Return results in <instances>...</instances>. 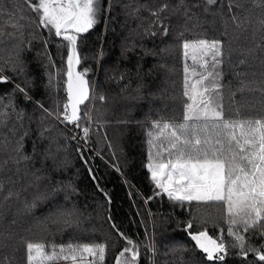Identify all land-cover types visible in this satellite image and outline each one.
<instances>
[{
  "label": "trees",
  "instance_id": "obj_1",
  "mask_svg": "<svg viewBox=\"0 0 264 264\" xmlns=\"http://www.w3.org/2000/svg\"><path fill=\"white\" fill-rule=\"evenodd\" d=\"M30 2L0 0V75L8 78L0 82V264H26L25 240L104 244L102 264L128 240L134 264H264L231 246L222 207L170 200L146 167L152 123L179 122L189 102L185 65L189 82L203 71L184 57L185 41L221 42L225 116H264V0H100L97 23L77 41L76 71L87 69L89 84L79 127L62 115L66 42L39 24ZM62 210L74 223L55 222ZM201 230L223 236V261L195 245L189 233ZM241 234L264 252L259 229Z\"/></svg>",
  "mask_w": 264,
  "mask_h": 264
},
{
  "label": "snow or ice",
  "instance_id": "obj_2",
  "mask_svg": "<svg viewBox=\"0 0 264 264\" xmlns=\"http://www.w3.org/2000/svg\"><path fill=\"white\" fill-rule=\"evenodd\" d=\"M215 2L207 0L208 4ZM99 3L100 0L30 2L39 24L66 42L67 102L63 105L62 115L65 121L77 127L81 119L79 106L89 99V84L85 79L88 70L76 71L81 63L77 41L97 23ZM7 25L18 27L11 19ZM183 49L184 57L191 56L193 64H198L203 71L193 72L194 78L189 82L185 65L183 95L189 102L185 104L179 122L157 120L152 123V131L147 133L149 162L146 167L155 187L166 193L170 200L222 207L227 234L233 240L231 246L237 248L242 257L254 252L259 261H264V252L249 246L241 234L259 229L264 236V116L243 118L238 111L235 116H225L223 104L219 102L220 74L216 72L222 56L220 41H185ZM7 79L0 75V82H7ZM16 87L19 89V85ZM4 115L0 114V123H3ZM88 131V128L83 129L85 136ZM12 195L9 192L5 199ZM74 215L72 211L62 210L55 222L62 220L71 225ZM187 227L192 228V223L188 222ZM189 234L208 261L224 260L228 246L222 235L213 238L207 230ZM127 243L131 247H125L119 253L116 264H134L138 252L134 250L136 246L132 240ZM23 244L26 264H59L60 261L102 264L106 251V245L93 243L56 245L25 240ZM126 253L131 254L130 258L125 257Z\"/></svg>",
  "mask_w": 264,
  "mask_h": 264
},
{
  "label": "water",
  "instance_id": "obj_3",
  "mask_svg": "<svg viewBox=\"0 0 264 264\" xmlns=\"http://www.w3.org/2000/svg\"><path fill=\"white\" fill-rule=\"evenodd\" d=\"M118 255H119V253L116 254V257H115V259H114L113 264H116V258H117Z\"/></svg>",
  "mask_w": 264,
  "mask_h": 264
}]
</instances>
